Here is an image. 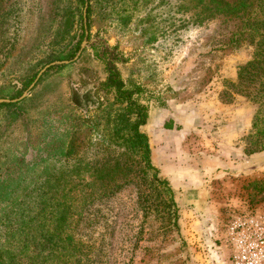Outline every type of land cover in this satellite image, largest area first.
I'll return each instance as SVG.
<instances>
[{
	"label": "rangeland",
	"instance_id": "374dc122",
	"mask_svg": "<svg viewBox=\"0 0 264 264\" xmlns=\"http://www.w3.org/2000/svg\"><path fill=\"white\" fill-rule=\"evenodd\" d=\"M198 1L0 0V99L27 93L0 104V264H233L236 224L264 220V136L258 105L239 87L255 46L228 45L240 21L198 22ZM82 26L87 44L75 60L84 40L68 54ZM57 61L72 62L36 81ZM111 64L143 88L141 130L175 191L178 231L157 210L145 215L132 187L85 210L77 225L45 207L84 208V198L68 196L74 180L84 192L86 164L109 146L113 127L102 117L117 107L100 87Z\"/></svg>",
	"mask_w": 264,
	"mask_h": 264
},
{
	"label": "trees",
	"instance_id": "16d2710c",
	"mask_svg": "<svg viewBox=\"0 0 264 264\" xmlns=\"http://www.w3.org/2000/svg\"><path fill=\"white\" fill-rule=\"evenodd\" d=\"M78 1L81 4L85 3V0ZM196 9H198L196 19L200 23L217 18H226L225 21L228 23L241 22V29L237 28L233 32L228 45L235 43L237 46L241 41L246 40L250 45L255 46L252 60L241 69L239 87L243 95L250 97L258 105L255 128L264 136V0H199ZM87 13H90V8ZM81 28L83 31L81 39L69 52L70 58L75 56L86 38L85 27ZM108 73V79L101 83L100 89L112 95L117 107L114 113L106 112L102 117L113 127L106 141L109 146L99 149V154L104 155L101 160L86 164V168L92 173L90 182L84 185V192L78 191L80 184L74 180L68 196L69 198L72 196V199L84 198V208L73 212V210L61 209V207L65 208V204L61 205L60 201L52 202V200L48 204L45 201V207L50 208L49 214L56 216L59 223L77 225L83 218L85 210L100 203L104 198H110L125 187H132L137 191L138 202L145 215L157 210L169 223L168 226L178 231L179 206L175 191L153 163L150 138L141 130L149 118V108L141 101L143 88L134 82H125L113 64L108 66ZM107 102L110 103L111 100ZM74 134L71 135L68 146L70 156L77 151ZM260 149L264 150V144ZM259 151L255 150V152ZM73 167L80 168L75 164ZM95 216V213L93 217L89 214L88 218L93 220ZM24 248L28 250V245L25 244ZM30 260L33 264V257Z\"/></svg>",
	"mask_w": 264,
	"mask_h": 264
},
{
	"label": "built area",
	"instance_id": "2783aa9c",
	"mask_svg": "<svg viewBox=\"0 0 264 264\" xmlns=\"http://www.w3.org/2000/svg\"><path fill=\"white\" fill-rule=\"evenodd\" d=\"M232 234L236 249L233 264H264V220L241 221Z\"/></svg>",
	"mask_w": 264,
	"mask_h": 264
},
{
	"label": "water",
	"instance_id": "95a60500",
	"mask_svg": "<svg viewBox=\"0 0 264 264\" xmlns=\"http://www.w3.org/2000/svg\"><path fill=\"white\" fill-rule=\"evenodd\" d=\"M86 12H87V5H86V9H85V14H84V16H85V22L87 21V19H86ZM86 44H87V40H84L83 43H82V45H81V49H80L78 55L76 56L75 60L78 59V57H79L80 54L82 53V51H83L84 47L86 46ZM71 62H72V61H57V62H54V63H52V64L46 66V67L40 72V74L38 75L36 81L39 79V77H40V76H41V75H42V74H43V73H44L49 67L54 66V65L69 64V63H71ZM36 81L32 84L31 87H33V86L35 85ZM26 96H27V93H25L20 99H17V100L0 99V104H1V103H15V102H17V101H19V100L24 99Z\"/></svg>",
	"mask_w": 264,
	"mask_h": 264
},
{
	"label": "crops",
	"instance_id": "0c3cea01",
	"mask_svg": "<svg viewBox=\"0 0 264 264\" xmlns=\"http://www.w3.org/2000/svg\"><path fill=\"white\" fill-rule=\"evenodd\" d=\"M199 164L200 163H202V168H201V170H203V173H204V175L205 176H208V174H210V171L211 170H209L208 169V161L207 160H199V162H198ZM212 164H214V165H216V167L217 166H220V165H222V163H223V165H225V163H227V160L226 159H224V160H219V161H217V162H214V160L211 162ZM230 164V163H229ZM198 168H199V166H198ZM201 174H202V172H201ZM207 174V175H206ZM211 175V174H210ZM203 177V176H202ZM198 190H201V188L200 187H198L197 188V190H195L196 192L198 191ZM184 193H187V192H185V191H183ZM181 193H182V191H181Z\"/></svg>",
	"mask_w": 264,
	"mask_h": 264
}]
</instances>
